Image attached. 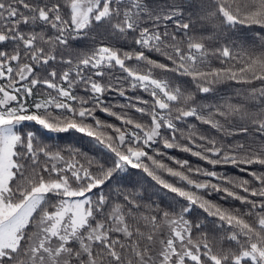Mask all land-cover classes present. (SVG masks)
<instances>
[{"label": "snow or ice", "instance_id": "snow-or-ice-1", "mask_svg": "<svg viewBox=\"0 0 264 264\" xmlns=\"http://www.w3.org/2000/svg\"><path fill=\"white\" fill-rule=\"evenodd\" d=\"M0 264H264V0H0Z\"/></svg>", "mask_w": 264, "mask_h": 264}, {"label": "trees", "instance_id": "trees-1", "mask_svg": "<svg viewBox=\"0 0 264 264\" xmlns=\"http://www.w3.org/2000/svg\"><path fill=\"white\" fill-rule=\"evenodd\" d=\"M81 47H83V43H81ZM125 47H127V45H125ZM157 59H160L159 57H154ZM41 93L37 92L33 99L36 98V96H39ZM139 94V93H136ZM129 95H132V93L130 92ZM108 100L112 103H125L126 101L124 100V98L115 96L113 95H109ZM31 102V101H30ZM97 115L101 118V119H106L109 120L111 122L114 123H119L118 121H115L113 118L107 117L104 113H97ZM23 130L26 132L28 130H33L36 132L37 137L39 140L43 141L44 143H47L49 145L53 146V150H55L56 146H59L61 148H63L65 145L68 144H74L79 140L80 134L78 133H74V132H68V133H59V134H53V133H48L46 130L40 129L39 126L35 125L33 122H25L24 126H23ZM170 155L178 158V159H187L190 161V163L193 166H203V167H207L209 169L212 168L211 165H206L205 162L203 161H199L196 157H192L187 153H183L179 150L176 149H171V150H166ZM167 163L171 164V161H167ZM136 171V170H133ZM215 171L219 172V173H223L227 176H242L245 175L243 173H240L238 169H235L231 166H218ZM141 175L140 173L137 172L136 176L132 177V180L135 181L137 179V177ZM150 181V178H146ZM171 179V178H169ZM208 179H212V178H208ZM213 182H216L215 180H213ZM145 188H147L148 186L145 185ZM153 191V189L148 188V192L151 193ZM163 197L164 198V202L167 203V197H164V194L162 192H157L156 195L153 196V200H156L157 202H160V198ZM213 199L217 200V202L220 203H224L223 201H219V196L217 195H213L212 197ZM227 206V205H226Z\"/></svg>", "mask_w": 264, "mask_h": 264}]
</instances>
